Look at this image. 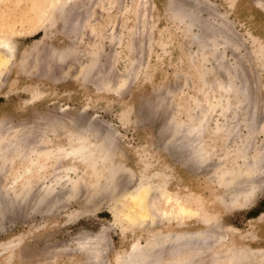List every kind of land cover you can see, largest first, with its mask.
<instances>
[{
	"label": "rangeland",
	"instance_id": "obj_1",
	"mask_svg": "<svg viewBox=\"0 0 264 264\" xmlns=\"http://www.w3.org/2000/svg\"><path fill=\"white\" fill-rule=\"evenodd\" d=\"M2 38L17 44L12 59L0 50L1 150L34 159L57 119H73L104 133L110 155L20 198L0 194V264H122L162 233L206 225H221L219 242L191 264H264V0H0ZM187 53L204 72H191ZM203 139L218 152L200 165L190 155ZM1 150L5 187L20 155ZM156 173L168 176L164 192L200 202L146 216L162 189L139 191L137 180Z\"/></svg>",
	"mask_w": 264,
	"mask_h": 264
},
{
	"label": "bare ground",
	"instance_id": "obj_2",
	"mask_svg": "<svg viewBox=\"0 0 264 264\" xmlns=\"http://www.w3.org/2000/svg\"><path fill=\"white\" fill-rule=\"evenodd\" d=\"M176 8H178V7H176ZM174 14L177 16V20L179 22L182 21L186 16L185 11H184V13L181 11H178V12H175ZM69 24H70V22H69ZM194 37L195 36L191 37V39H193ZM197 37H195V39ZM199 40H200L199 46L202 47L203 49H207L209 39L206 41V40L200 38ZM16 44H17L16 38H12V39L2 38V39H0V50H2V52H4L8 58L12 59L13 57H15L14 48H15ZM214 49L210 48L206 52V54H205L206 56L201 58V61L205 60V58L207 56L214 55ZM186 58H187V61L189 63V67H190L191 72H193V71L194 72L195 71L196 72H204L205 68L202 66L200 60L194 59V57H192L189 53L186 54ZM61 59L62 58L59 57L58 61L59 62L62 61ZM88 68H90V67L88 66ZM84 71H86V70H84ZM218 82H220V81H217V84H218ZM212 84H213V82H212ZM220 84L221 83H219L217 85L218 86L217 88H219ZM222 86H223V84H222ZM222 86H221V88H222ZM226 86L229 87L228 85H226ZM181 88H183V86ZM221 88H219V89H221ZM227 90L228 89L223 88V89H221V92H225ZM34 97H36V96H34ZM34 97H32L31 99H33ZM71 115H69V116H71ZM76 115H75V117H76ZM70 118L71 117H69V119ZM60 119H61V117H60ZM72 121H73V119H71L67 123H62L61 121H58V119H57V123L53 124L52 130H51V132L53 133V135L55 137L54 140H51V141L45 140L46 138L44 140H42L43 144H48L49 146L43 147V149H41L40 151L35 152L36 157L34 159H31L29 157H25V155H26L25 153H23L24 155L22 154L23 156H21L20 153L18 152V150H16L15 145H10L7 148H5L3 151L0 148V150L2 151L1 156L3 155V152H5V153L8 152L9 153L8 157H10L11 155H16L17 152L20 155L19 158H16V160L12 159L11 163H9V164L15 163L19 167L18 166L16 167V165H15L13 167V169L11 170L9 177H8L10 180L9 185L10 184L13 185L12 183H14V184L17 183L18 185L14 188L8 187L9 185L5 186V187H0V194H4V192H7L9 190V188H11V192L14 191L15 194L17 195V198L18 197L20 198V196H22V194L30 186H32L35 182L39 181L40 179H43V178L45 179V178L52 177V176H54L53 178H59V177H61V175H63L65 173V170L67 168L68 169H72V168L77 169V165H83V164H89L90 165L92 162L94 164L95 162H97L98 160H100L104 157H106V158L109 157L110 154H106V150H107V148L110 147V146H107V143H109L110 141L107 139V136L104 133H100L97 129L86 128L83 125L79 126V125L75 124L74 121L73 122ZM68 124H70V125L68 126ZM204 125L206 127L205 123H204ZM221 126L222 125L218 126V128L214 132H211V134L212 133L213 134H219L221 132V128H220ZM198 128L199 129L201 128V130H202L204 127L203 126L201 127V125H200V127H197L194 131H196ZM204 129H206V128H204ZM181 130L182 129H178V130H176V132L177 131L181 132ZM172 131H173V129H172ZM188 131H187V135L189 137L190 136L189 133L191 132L190 134H192L194 131L193 132L191 130H188ZM197 131L199 133L200 130H197ZM203 131L202 132L200 131L201 135H202ZM176 132L173 131V133H176ZM174 138H175L174 135H170L168 140H170L171 142L175 141V143H176V141H178V140L173 141ZM97 139H100L101 141H103L104 144H102V146H104V145L105 146L102 147V149H100L99 147L97 148V146H96L97 144H95ZM185 139H187V137ZM113 140H114V138H113ZM4 143H6V142H4ZM199 145L200 146H197V148H195L196 151H195L194 156L192 155V157H191V155H190L191 161H194L197 164L201 165V164L206 163L210 159V157L214 156V153L218 152V149H216L212 143H209L205 139L201 140ZM178 147L180 148V146H178ZM192 148H193V146H192ZM190 153H192V152H190ZM194 158H195V160H192ZM4 159H6V158H4ZM4 162H8V161L6 160ZM2 163H3V161H2ZM111 174H113V172ZM91 176H93V172H92ZM115 177H116V175H115ZM115 177L113 179H115ZM151 177L152 178H149V176L144 177V176L140 175V177L137 180L139 182L138 183L139 185H138V187H136L137 189L140 188V189H144L145 191L150 190L152 187H155V189H156V187L160 188V190L158 189V191H161V189H162L161 195L155 196V197L153 195H151V197L149 199L150 200L149 205L147 204V202H148V199H146L147 195H145L147 193L143 192V193H145L144 194L145 197L144 196L143 197L146 200V205H148V206H146L147 209L145 207V210L147 211L146 216H148V215L150 216L151 213L153 214V212L159 211L160 217L165 218L164 217L165 214L171 215V213L175 212L177 209L182 210L183 206L193 205V201H195V199H197L194 197L193 194H186L184 196H176L175 193L171 194V193L164 192L163 189L165 187H163V185H164L165 181L167 180L166 178H168V176L166 177V175L156 173ZM110 178H112V177H110ZM152 180L153 181L155 180L154 183L152 182ZM152 183H153V185H152ZM140 189H139V191H140ZM6 197H4V198H6ZM25 198H27V197H25ZM130 198H131V196H130ZM139 199L141 200L142 198H139ZM145 200H143V201H145ZM197 200H198V202H200L199 199H197ZM9 202H11V201H9ZM200 208L202 209V206ZM201 209H198V211H199V213H201L200 215H203L202 217H204V220L207 221L208 219H210V218L207 219L206 213L204 211L205 208L203 210L204 212ZM194 211H196V210H194ZM145 214H146V212H145ZM142 216H144V215H142ZM180 226L183 227V225H180ZM206 226H207V230L198 231V232H194V233L187 232V231L172 233V234L165 233V235H163V233H162V234H160V236L155 237V239L152 238L146 244L147 246L145 245V248H143V250L137 247L134 250V253H132V255H130L126 259H123L124 257L122 256V254L118 255L117 258H120V259L122 258V264H165L166 261L163 258V254H165L168 251V252H171L170 260L175 262V264H191V261L194 258V256H196V255L198 256V254L201 256L202 254L206 253L207 250L213 248L219 242V237H217L218 235L214 236V234H212L214 231H212L211 229L214 228V226H217L219 228V227H221V225L220 226L219 225H206ZM194 243H196V244H194ZM193 244L195 246L197 245V247H195V248L192 247ZM103 252H104V250H103ZM262 256L264 257V255H262ZM263 257H262V259H263ZM256 263H257V261H256ZM74 264H78V263H74ZM242 264H245V263H242Z\"/></svg>",
	"mask_w": 264,
	"mask_h": 264
}]
</instances>
